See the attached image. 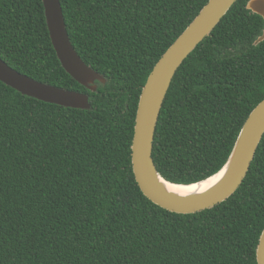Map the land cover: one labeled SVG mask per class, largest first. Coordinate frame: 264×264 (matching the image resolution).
<instances>
[{
    "label": "trees",
    "instance_id": "obj_1",
    "mask_svg": "<svg viewBox=\"0 0 264 264\" xmlns=\"http://www.w3.org/2000/svg\"><path fill=\"white\" fill-rule=\"evenodd\" d=\"M210 0H61L70 39L107 79L91 92L63 68L43 0H0V58L41 83L88 94L90 110L0 82V264H257L264 137L242 185L196 214L151 202L132 141L143 87ZM239 0L177 71L157 124L161 175L193 184L227 163L264 100V19Z\"/></svg>",
    "mask_w": 264,
    "mask_h": 264
},
{
    "label": "water",
    "instance_id": "obj_2",
    "mask_svg": "<svg viewBox=\"0 0 264 264\" xmlns=\"http://www.w3.org/2000/svg\"><path fill=\"white\" fill-rule=\"evenodd\" d=\"M239 0H210L187 29L155 65L143 87L132 141V166L137 184L155 205L177 214H196L227 201L246 178L264 137V100L245 122L224 167L212 177L193 184H176L158 171L153 148L161 110L174 77L185 60L209 37ZM46 22L57 57L66 72L91 92L107 79L88 66L70 39L61 0H43ZM247 9L264 19V0H249ZM264 42L263 34L254 42ZM0 82L38 101L90 110L88 94L36 81L10 67L0 58ZM257 264H264V230L256 251Z\"/></svg>",
    "mask_w": 264,
    "mask_h": 264
}]
</instances>
